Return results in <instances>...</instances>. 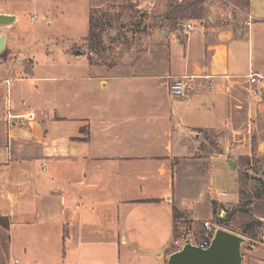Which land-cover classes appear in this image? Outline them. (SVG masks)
Here are the masks:
<instances>
[{"label":"crops","instance_id":"0c3cea01","mask_svg":"<svg viewBox=\"0 0 264 264\" xmlns=\"http://www.w3.org/2000/svg\"><path fill=\"white\" fill-rule=\"evenodd\" d=\"M97 1L89 12L105 5ZM129 1L160 17L143 27L138 52L116 46L113 61L73 55L87 33L68 46L72 60L40 75L31 58L15 54L16 13L0 8L14 18L0 26L2 264L12 256L166 264L174 226L191 239L212 220L214 203L237 205L222 202L228 192L220 187L238 196V160L264 159V95L246 90L249 74L264 76V0L237 12L205 1L203 18L177 29L163 19L168 0ZM179 78L188 85L183 98L168 91ZM161 250L163 262L152 263ZM258 255L251 264L264 262Z\"/></svg>","mask_w":264,"mask_h":264},{"label":"rangeland","instance_id":"374dc122","mask_svg":"<svg viewBox=\"0 0 264 264\" xmlns=\"http://www.w3.org/2000/svg\"><path fill=\"white\" fill-rule=\"evenodd\" d=\"M202 1H204L202 6L198 8H202L204 13L207 10L205 1L207 5L212 4L213 1H218L220 2V8L224 9V7L227 6L230 8L229 10L231 12H237V9L244 10V8L236 7L233 0ZM102 2H104L105 5L99 9L101 13L96 16L105 17V21L109 24L106 25L102 36L106 50L104 53L98 55L100 59L113 61L114 55H112V52L116 46L126 49L133 47L134 50L138 52L140 35L144 33L143 27H153L160 21V17L153 15L148 16V13L146 14L145 11L135 9L129 0H102ZM150 2H157L158 5H161L163 0H139L141 5H149ZM99 4L100 2L97 0H0V8L15 12L19 19L18 23L13 28L17 40L16 43L13 44L16 49L15 54L18 58H31L33 60V66H35L36 75H40L43 72L53 73L58 69L50 68L51 64L72 60L70 54L66 53V50L72 43H81V38L88 33L89 10ZM157 13L158 12H156V14ZM32 18H34V20H32ZM165 24L169 25L170 23L167 22ZM71 48H77L79 51L86 50V52L89 53L86 46L84 49L79 47ZM0 70H3L1 66ZM4 93L5 87L0 84V97H2ZM7 95L10 96V91ZM251 160L252 161L245 158L238 160L239 170L237 186L238 191H242L245 196L254 195L255 190L259 188L258 180L264 181V159L252 158ZM221 190L228 192L226 197H222V202L236 203L238 201V204H228L227 206L215 204L216 218L212 217L209 223L216 226L218 229H224V225L217 222L218 218L225 219L226 215L232 210L248 202L246 199L240 202L238 196L234 195L228 188L220 187V191ZM239 217L240 214L235 215L236 222ZM182 226L184 225H181L180 232L183 235L186 229H183L184 227L182 228ZM179 227L180 226H178V228ZM234 228L231 222L229 229L234 230ZM204 236L205 229L203 225H196V228L192 231V242L199 245L202 243ZM185 238V235H183L180 239L176 240L179 241V244L177 246L171 244L167 252L172 254L178 251L182 247ZM244 238L246 241L241 247L242 264H251L253 258L259 256L258 254L260 253H264V222L252 232V235ZM161 253L163 254L161 259L153 258L151 262H163L164 251L161 250ZM54 257L57 259L56 255H54ZM262 257H264V255H262ZM3 259L6 261V264H13L15 259L19 262L18 264H55L57 261H59V263L61 262L59 258L54 260L52 256L45 261L38 262H23L16 256L2 258V260ZM1 262L0 260V263ZM253 264H264V262L254 261Z\"/></svg>","mask_w":264,"mask_h":264},{"label":"trees","instance_id":"16d2710c","mask_svg":"<svg viewBox=\"0 0 264 264\" xmlns=\"http://www.w3.org/2000/svg\"><path fill=\"white\" fill-rule=\"evenodd\" d=\"M204 1L202 0H168L167 11L163 17L164 20L169 22V27L177 29L178 25L183 20H200L205 15L202 8ZM233 3L238 8H248V0H233ZM101 13L99 10H91L88 17V34L84 38V44L88 49L89 53L100 55L105 52L106 48L103 44V33L106 25L109 23L105 21V17H97L96 15ZM73 55H79L80 51L76 49L71 50ZM89 59V57H88ZM254 148L252 147V153ZM249 159V158H245ZM259 188L255 190V194L252 196H245L242 191H238V197L240 202L245 199V202L239 207L232 210L226 215L225 219H217L218 223L223 224V228L244 237H249L252 232L260 227L264 222V181L258 180ZM240 214L238 221L236 222L235 215ZM174 219L182 220L183 216L176 210L173 209ZM213 218H216V205L213 204ZM233 223L234 230L229 229L230 223ZM0 225L7 227L8 222L0 219ZM183 225V224H181ZM181 225L178 228L174 226V240L180 239L183 235L180 232ZM183 227V226H182ZM2 264V263H0Z\"/></svg>","mask_w":264,"mask_h":264},{"label":"water","instance_id":"95a60500","mask_svg":"<svg viewBox=\"0 0 264 264\" xmlns=\"http://www.w3.org/2000/svg\"><path fill=\"white\" fill-rule=\"evenodd\" d=\"M12 16L0 14V26L12 23ZM182 30V26H179ZM4 50V35L0 36V54ZM227 164L234 169L235 163L230 159ZM245 238L225 229H216L207 248L191 243L186 237L182 247L170 254L166 264H242L241 247Z\"/></svg>","mask_w":264,"mask_h":264},{"label":"built area","instance_id":"2783aa9c","mask_svg":"<svg viewBox=\"0 0 264 264\" xmlns=\"http://www.w3.org/2000/svg\"><path fill=\"white\" fill-rule=\"evenodd\" d=\"M34 20V19H32ZM249 24V22H248ZM191 28L190 25H187V30ZM247 93L251 98H261L264 95V76L256 75V74H249L247 76ZM188 89V85L185 82L183 78L179 79H174L172 82L168 84V91L169 94L172 97L175 98H183L186 96V92ZM227 194L221 193L220 196H226ZM203 228L205 229V236L202 240V243L199 245H196L192 242L190 239L191 243L199 246L201 248H207L210 244L211 238L215 232L216 229H218L216 226L212 225L209 222H205L203 224ZM175 246L179 244V241H174L173 243ZM183 245V244H182ZM15 264L17 263L16 261L14 262Z\"/></svg>","mask_w":264,"mask_h":264}]
</instances>
